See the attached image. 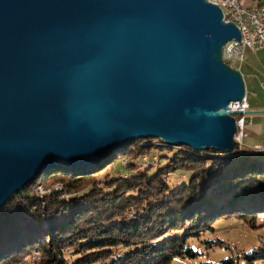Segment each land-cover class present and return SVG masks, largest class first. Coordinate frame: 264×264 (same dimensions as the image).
<instances>
[{"label":"water","instance_id":"water-1","mask_svg":"<svg viewBox=\"0 0 264 264\" xmlns=\"http://www.w3.org/2000/svg\"><path fill=\"white\" fill-rule=\"evenodd\" d=\"M242 31L209 0H0V208L139 139L234 152Z\"/></svg>","mask_w":264,"mask_h":264},{"label":"trees","instance_id":"trees-1","mask_svg":"<svg viewBox=\"0 0 264 264\" xmlns=\"http://www.w3.org/2000/svg\"><path fill=\"white\" fill-rule=\"evenodd\" d=\"M137 142L111 151L91 167L43 171L12 195L0 208V264L24 263L35 251L42 253L37 264H171L196 257L201 243L217 241L201 237L214 232L219 218L264 227L260 153L200 156L182 148L152 175L108 179L105 171L112 162L138 157L150 147ZM179 169L193 172L181 185L170 184V173ZM56 184L63 190L38 191L40 185L48 189ZM242 257L248 264H264V248ZM220 264H235V259Z\"/></svg>","mask_w":264,"mask_h":264},{"label":"rangeland","instance_id":"rangeland-1","mask_svg":"<svg viewBox=\"0 0 264 264\" xmlns=\"http://www.w3.org/2000/svg\"><path fill=\"white\" fill-rule=\"evenodd\" d=\"M224 56V53H223ZM225 60V59H224ZM245 61V60H244ZM228 63V62H227ZM231 65V63H229ZM243 62L233 68L240 69ZM232 66V65H231ZM261 76H264V66L259 67V71ZM247 85V83H246ZM248 93V87H247ZM247 100V96H246ZM249 112V109H248ZM245 115V123L243 129L245 127L246 122H248L247 114ZM235 116L238 119L243 116L235 113ZM251 122V121H250ZM239 127V125H238ZM239 127L238 133L236 135V150L234 152H224L215 150L218 152H209L206 150H191L185 149L186 145L181 146H165L160 139L157 138H148L151 141H146V139L135 140L138 144L143 146L148 145L149 148L145 150V152L135 157L134 155H127L123 158H118L114 162H112L107 168V176L108 179H112L115 177H121L122 175H135L137 173L147 172L150 175L154 174L158 167L167 165L171 163V159L175 155V153L179 150L190 151L193 154L198 155H212L216 157L223 156H231L237 155L239 157L246 156L248 154H256L264 158V146H257L250 150H245L243 147V138H244V130ZM242 132V134H241ZM242 136H241V135ZM147 139V140H148ZM134 142V141H133ZM238 148V149H237ZM181 156H185V154H181ZM75 169V168H74ZM79 169V168H77ZM193 171L186 169H179L175 172H171L168 180L170 184H178L181 185L182 182L189 179ZM63 190V186L60 184H56L50 186L48 189L40 185L38 187V191L41 195L47 192H51L52 190ZM132 217V213L129 214ZM213 226L215 228L214 232H206L201 237L202 241H212L217 240L215 242H207L201 243V252L196 257L192 258H176L173 260L171 264H204L208 262L210 264H220L223 260L226 259H235V264H248L247 261L242 257V253L249 254L253 250H258L259 248H264V227L252 229L247 226L243 220L231 217V218H219L214 223ZM213 245H212V244ZM208 245H211L207 248ZM42 259V253L40 251H35L33 254L28 255L25 258V262L21 264H37L35 262H39ZM256 264H260V260H257Z\"/></svg>","mask_w":264,"mask_h":264},{"label":"built area","instance_id":"built-area-1","mask_svg":"<svg viewBox=\"0 0 264 264\" xmlns=\"http://www.w3.org/2000/svg\"><path fill=\"white\" fill-rule=\"evenodd\" d=\"M209 1L219 4L224 11L225 19L234 21L242 31L241 41L233 39L224 46L223 53L226 62L235 67L244 62L246 48L257 51L264 47V0ZM231 107L235 113L243 115L237 122L243 129L246 121L245 115L249 109L246 98L242 102L232 103Z\"/></svg>","mask_w":264,"mask_h":264},{"label":"crops","instance_id":"crops-1","mask_svg":"<svg viewBox=\"0 0 264 264\" xmlns=\"http://www.w3.org/2000/svg\"><path fill=\"white\" fill-rule=\"evenodd\" d=\"M263 66L264 47L257 51L246 48V58L240 68L248 87V122L243 129L245 150L264 146V76L258 72Z\"/></svg>","mask_w":264,"mask_h":264}]
</instances>
